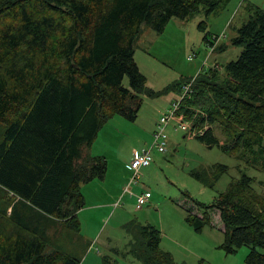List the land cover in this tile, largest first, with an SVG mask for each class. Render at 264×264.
Wrapping results in <instances>:
<instances>
[{
  "label": "trees",
  "instance_id": "obj_1",
  "mask_svg": "<svg viewBox=\"0 0 264 264\" xmlns=\"http://www.w3.org/2000/svg\"><path fill=\"white\" fill-rule=\"evenodd\" d=\"M229 1L0 0V264H82L52 242L49 225L80 231L81 185L106 171L84 149L113 116L136 119L146 91L134 60L142 25L161 34L172 19L201 7L209 15ZM242 7L247 20L230 40L240 54L221 72L199 73L177 116L206 148L238 154L264 173V10ZM227 171L215 164L210 179L205 171L192 175L212 187ZM253 184L240 173L211 204L194 201L200 211H187L184 221L201 233L217 211L219 249L233 255L246 247L245 264H264V196ZM130 226L127 253L141 264H176L160 249L159 230ZM102 263L114 264L106 257Z\"/></svg>",
  "mask_w": 264,
  "mask_h": 264
},
{
  "label": "rangeland",
  "instance_id": "obj_2",
  "mask_svg": "<svg viewBox=\"0 0 264 264\" xmlns=\"http://www.w3.org/2000/svg\"><path fill=\"white\" fill-rule=\"evenodd\" d=\"M250 1L264 10V0ZM240 2L243 0H230L209 15L201 7L197 14L185 20L172 19L161 34L142 25L134 44V60L146 78L140 109L134 121L117 115L110 118L91 146L84 149L85 154L103 160L106 171L101 179L81 185L84 207L78 215L79 232L51 220L48 235L62 251L82 264H103L105 257L114 264H141L127 253L132 242L127 229L134 223L159 230L160 249L168 252L176 264H245L249 251L246 247L233 255L219 249L224 235L217 211L211 212L213 227H205L201 233H196L184 220L187 211H200L194 201L211 204L240 173L253 178L254 189L264 196V173L247 166L238 154L222 152L218 147L206 148L194 138L196 132L191 131L190 122L182 117L176 115L165 128L166 152L152 151L150 167L140 170L139 186H131L133 195L140 194L142 189L148 190L152 196L149 204L136 210L135 198L123 195L131 178L132 152L152 144L156 124L181 96V85L188 79L191 80L183 85L192 84L199 73L210 68L221 72L226 63L240 54L241 48L230 45L235 29L247 20ZM201 23L203 30L199 27ZM204 37L214 46L210 47ZM217 47L224 51L217 52ZM123 86L128 88L127 78ZM180 122L188 125L187 132L176 129ZM215 134L222 142L221 134ZM215 164L225 165L228 171L212 187L192 175V172L205 171L210 179V170ZM117 200L118 206L113 207ZM101 205L107 206L98 208ZM92 237L98 241L92 243Z\"/></svg>",
  "mask_w": 264,
  "mask_h": 264
},
{
  "label": "built area",
  "instance_id": "obj_3",
  "mask_svg": "<svg viewBox=\"0 0 264 264\" xmlns=\"http://www.w3.org/2000/svg\"><path fill=\"white\" fill-rule=\"evenodd\" d=\"M191 92V84H185L182 86V94L178 98L177 101L172 103L171 108L167 111L166 114H164L162 117H160L159 121L156 124V128L153 132V141L152 144L146 148L142 149L141 151L134 150L131 155L130 163H129V169L131 171V178L127 185L123 189V194H129L130 196H133L131 192V186L138 185L139 186V179H140V170L143 168H147L151 165L153 159H152V151H156L157 153L163 154L166 152L167 147V136L165 133V128L169 124L170 121L174 119V117L177 115V112L179 111L181 107V102L184 100V98L188 97V95ZM177 130H180L182 132H187L189 130L188 125H186L183 122L178 123ZM135 198V209L140 210L146 205L149 204L151 199V194L148 190L143 189V191L134 196ZM119 202L115 204V206H118Z\"/></svg>",
  "mask_w": 264,
  "mask_h": 264
},
{
  "label": "crops",
  "instance_id": "obj_4",
  "mask_svg": "<svg viewBox=\"0 0 264 264\" xmlns=\"http://www.w3.org/2000/svg\"><path fill=\"white\" fill-rule=\"evenodd\" d=\"M241 1H242V0H241ZM247 1H248V2H247ZM247 1H246V0H243V2H247V3H252V2H253V1H250V0H247ZM243 2H242V3H243ZM242 3L240 2L239 7L243 6ZM252 4H253V3H252ZM254 5H255V4H254ZM149 167H150V166H149ZM147 168H148V167H147ZM141 188H142V187H141ZM142 191H143V189L141 190V192H142ZM123 195H125V194H123ZM137 195H138V194H137ZM134 196H135V195H133V197H134ZM151 197H152V196H151ZM134 200H135V199H134ZM118 201H119V200H117V202H118ZM111 202H113V201H110L109 203L112 204ZM117 202L113 203V207H117V206H115V204H117ZM109 203H108V204H109ZM106 206H107V205H101V206H99L98 208H100V207H101V208H102V207H103V208H106ZM82 211H83V210L81 209V210L78 212V215H79ZM90 240H91L92 243H93L95 240L98 241V238H95V239H94V237H92V238H90ZM90 244H91V243H90ZM89 246H90V245H89Z\"/></svg>",
  "mask_w": 264,
  "mask_h": 264
}]
</instances>
